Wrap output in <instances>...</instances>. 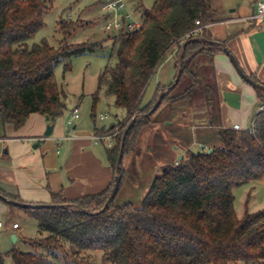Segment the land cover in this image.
Listing matches in <instances>:
<instances>
[{
	"label": "trees",
	"instance_id": "obj_1",
	"mask_svg": "<svg viewBox=\"0 0 264 264\" xmlns=\"http://www.w3.org/2000/svg\"><path fill=\"white\" fill-rule=\"evenodd\" d=\"M52 2L0 0V125L11 123L19 128L34 112L48 115L52 121L62 116L65 103L55 78L57 65L104 48L106 42L117 63L99 74L92 112L104 91L113 97L115 107L125 111V121L120 119L107 129L94 128L96 134L116 132L107 149L114 176L104 191L72 200L52 193L51 203L70 204L69 208H22L7 203L11 210L20 208L35 218L40 234L35 239L24 238L33 251L14 247L7 253L13 264H58L59 258L81 264L97 251L110 264H264V208L250 211L246 205L238 217L234 194L241 185L264 180V107L252 128L220 126L221 145L213 146V152L188 149L177 163L168 164L154 177L140 206L116 202L127 176L122 162L119 191L102 211L115 184L122 136L133 117L137 120L126 136L124 156L136 151L146 127L160 122L153 117L158 109L146 114L177 74L167 85L158 83L149 102L142 105L141 100L174 46L176 73L181 68L182 74L160 106L167 104L175 110L179 102L200 99L219 124L217 78L208 67L215 70L214 56L222 49L204 41L210 39L206 26L216 21L212 0H155L150 8L139 0L135 7L142 19L139 29L109 31L112 35L103 39L72 42L90 23L82 19V9L77 19L60 17L57 21L63 37L57 48L47 39L29 43L44 26V14ZM93 5L101 6V1L95 0ZM195 28L198 30L187 36ZM70 69L66 63L64 70ZM256 91L264 105V91ZM0 193L24 202L1 188ZM250 198L251 193L247 204Z\"/></svg>",
	"mask_w": 264,
	"mask_h": 264
},
{
	"label": "crops",
	"instance_id": "obj_2",
	"mask_svg": "<svg viewBox=\"0 0 264 264\" xmlns=\"http://www.w3.org/2000/svg\"><path fill=\"white\" fill-rule=\"evenodd\" d=\"M256 1L251 2V10H243L242 13L237 8H231L228 10L229 15L216 18V21L206 26V34L210 39L225 41L244 71L264 82V29L261 23L247 20L255 10ZM214 66L220 96L219 124L209 117L202 125H192L195 129L192 131L191 144L181 140V146L176 145L179 160L193 145L200 147V150L209 149L207 136H211V133L216 138L213 142L215 145L220 126L234 127L239 124L240 129L252 128L256 114L264 107L256 88L240 77L223 51L215 54ZM72 110L68 111V116L62 114L53 121L48 115L34 112L19 128L11 123L0 125L1 189L20 197L24 202L51 203L52 193H61L64 198L72 200L102 192L109 186L114 176L113 166L107 156V149L111 145H105V141H96L94 128L107 129L113 126L124 118L125 111L118 109L116 118L107 126L77 121L80 117L72 119ZM101 114L106 113L101 112L100 119ZM70 119L73 120L72 124L68 123ZM49 125L52 126V132L46 135ZM147 128L140 135L138 147ZM156 133L157 140L162 141L158 129ZM180 137L185 136L183 134ZM138 147L130 154H136ZM125 168L127 179L129 170ZM16 212L17 208L11 210L0 199V220L5 222L0 235L4 231L9 232L12 238L15 235L16 240L13 242L18 241L19 236L15 230L21 227L20 223L19 227H13L18 221L10 225V217ZM1 214H5V217Z\"/></svg>",
	"mask_w": 264,
	"mask_h": 264
},
{
	"label": "rangeland",
	"instance_id": "obj_3",
	"mask_svg": "<svg viewBox=\"0 0 264 264\" xmlns=\"http://www.w3.org/2000/svg\"><path fill=\"white\" fill-rule=\"evenodd\" d=\"M94 1L53 0L44 14V26L38 30L29 43H38L43 39H47L52 46L57 48L63 38L62 34L58 31L57 21L60 17L68 18L69 11H73L72 15L77 19L82 9V19L85 20L86 24L90 23L89 26H86L84 30L71 39L72 42H82L89 39L99 40L107 37L109 34L112 35L111 32L104 28L106 18L102 16L103 10L101 6H91L94 4ZM252 1L212 0L214 16L215 18H222V16L229 15L228 10L231 8L239 9L238 12L240 13L243 10H251L250 4ZM138 2L139 0H127L130 10H134ZM154 2L155 0H142V4L148 8ZM135 17L140 18V13L137 12ZM209 32L210 29L207 30L208 34ZM104 45V48L72 56L70 59H65L57 65L55 78L62 91V100L65 103L64 116H68V111L78 105L80 119L77 121H84L90 125L96 123L97 125L106 124L109 126L111 121L116 118L118 108L113 104V97L106 95L104 91L100 92L99 100L94 108L95 111L92 112L94 103L93 93L97 86L99 74L106 66H115L117 63V56L115 52H111L110 42H106ZM176 52L177 48L174 46L158 66L156 73L152 76L146 87L141 100L142 105L151 100L158 83L167 85L173 81L174 76L177 74L174 66L177 63ZM66 63H70L71 69L69 71L64 70ZM209 70L210 72L212 70L216 75V68L213 70L209 66ZM101 112L108 115L106 120L99 118ZM94 113L96 117H93ZM211 115L212 113L200 99L194 101L188 99L179 102L173 111L167 104H162L153 115L160 122L153 126H148L149 128L143 134L136 154L125 155L123 158V166L127 167L129 172L128 178L116 197V202L119 204L132 202L140 206L154 177L160 175L168 164L179 160V156H176L178 151L176 145L181 146V140H185L187 144H191L193 141L192 131L195 129L192 125L197 126L206 123ZM122 119L124 120L125 117ZM157 129L160 131L162 141L157 140ZM183 134L185 137L181 138L180 136ZM210 135L212 136V133ZM211 136H207L209 149L213 146L221 145L219 137H217V142L214 145L213 142L214 140L216 141V138ZM104 144L106 145L107 143ZM192 149L196 151L200 150V147L193 145ZM250 193L251 198L247 204L246 201ZM234 194L235 209L238 217L243 215L246 205L250 211L264 208V180H257L241 185L234 189ZM17 211L10 217V225H12L13 221H18V224L20 223V229L15 230L19 236L18 241L13 242V238L7 231H4L0 235V254L3 258V264H13L11 257L7 253L14 247L22 251L34 250L30 244L25 242L24 238L35 239L40 236L37 220L25 214L20 208H17ZM1 216L5 217V214H1ZM56 262L58 264H69L60 258ZM81 264H110V262L105 260L103 255L97 251L92 254L91 259L83 261Z\"/></svg>",
	"mask_w": 264,
	"mask_h": 264
},
{
	"label": "built area",
	"instance_id": "obj_4",
	"mask_svg": "<svg viewBox=\"0 0 264 264\" xmlns=\"http://www.w3.org/2000/svg\"><path fill=\"white\" fill-rule=\"evenodd\" d=\"M101 1V9L103 10V15H106V21L104 28L107 31H119L122 29H127L129 31H135L142 26V19L137 18L136 11L130 10L127 0H98ZM73 11H69L68 18L73 17ZM247 20L261 23V27L264 29V0H257L255 4V10L247 17ZM197 25H200V21H196ZM198 28L193 29L189 34L196 32ZM80 117V109L78 106H75L72 110V119H77ZM101 119L107 118L106 114L100 115ZM68 121L69 124H72L73 120ZM235 129H240L239 124L234 125ZM116 135V132L111 131L103 134H96L94 136L96 141H105L109 145L112 144V138ZM5 227V222L0 220V233ZM14 228L19 227V224L16 222L13 224Z\"/></svg>",
	"mask_w": 264,
	"mask_h": 264
},
{
	"label": "water",
	"instance_id": "obj_5",
	"mask_svg": "<svg viewBox=\"0 0 264 264\" xmlns=\"http://www.w3.org/2000/svg\"><path fill=\"white\" fill-rule=\"evenodd\" d=\"M205 42L211 44V45H216L219 46L222 51L229 57L231 63L233 64V66L235 67L236 71L238 72V74L240 75V77L242 79H244L247 83H249L252 87L256 88V89H260L262 91H264V84L255 81L250 75H248L244 69L241 67V65L238 62V59L236 58V56L230 51V49L222 42L219 40H214V39H204ZM182 62L180 61L179 65H181ZM181 74H182V69L179 68L177 71V75L176 78L173 82V84L169 87H167L166 89H162V91L160 92L157 100L155 101V103L153 104L152 108L150 109V111L146 114V116L152 115L160 106L165 94L170 91L173 87H175L180 78H181ZM137 117L134 116L132 121L130 122V124L128 125V127L126 128V130L124 131V134L122 136V141H121V145H120V151H119V155H118V159H117V163H116V175H115V184L114 187L110 193V196L105 204V207L102 209V211L108 206V204L116 197L119 188H120V183H121V179L122 176L120 174V170H121V166H122V162H123V157H124V146H125V139L126 136L128 134L129 129L131 128V126L136 122ZM52 132V126L49 125L48 129L46 131V135L51 134ZM213 148H210L208 150L209 153L213 152ZM180 158H182L180 156ZM165 170V169H164ZM0 199L3 200L6 203H10L13 204L15 206L18 207H22V208H69L70 204H57V203H29V202H20V201H16L14 199H10L5 197L4 195H2L0 193ZM16 240V236H13V241Z\"/></svg>",
	"mask_w": 264,
	"mask_h": 264
}]
</instances>
